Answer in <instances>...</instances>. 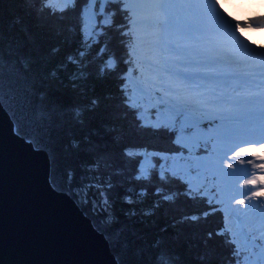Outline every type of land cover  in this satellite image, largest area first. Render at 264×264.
<instances>
[{
  "label": "trees",
  "instance_id": "trees-1",
  "mask_svg": "<svg viewBox=\"0 0 264 264\" xmlns=\"http://www.w3.org/2000/svg\"><path fill=\"white\" fill-rule=\"evenodd\" d=\"M123 5L0 0V101L47 151L54 187L93 203L120 264H243L218 204L162 158L189 152L181 115L156 124L161 103L133 97L140 73Z\"/></svg>",
  "mask_w": 264,
  "mask_h": 264
},
{
  "label": "rangeland",
  "instance_id": "rangeland-1",
  "mask_svg": "<svg viewBox=\"0 0 264 264\" xmlns=\"http://www.w3.org/2000/svg\"><path fill=\"white\" fill-rule=\"evenodd\" d=\"M51 1L54 4L58 2L56 5H61L71 0H49V2ZM153 1L157 4L160 3V0ZM140 4L143 6L144 2L127 0L126 4L132 9L136 17L133 26L136 34L135 54L136 59H139L138 68L141 70L140 79L138 77V81L132 83L133 97L138 100L143 97L146 98L148 94L153 92H159L158 99L162 100L164 107L156 112L153 119L156 124L174 126L176 115L185 104L196 102V106L200 109L197 111L187 109L190 112H187V118L184 119L185 127L190 129V134L185 137L183 135L181 143L189 152L186 155L169 157L163 155L162 158L166 159L168 165L173 166V169L179 170V172L182 171L186 174L190 170L193 171L191 176L187 178L191 185L198 190L200 189L209 199L218 204L224 214V225L238 250H244V246H246L243 234H249L254 240L258 239L259 242H262L259 248L253 250L248 262L250 264H264V193H262L264 190V163L258 158V154L264 153V124L258 121L260 119L258 115L252 114V108L249 106L240 107L236 111L223 107L219 110H212L203 102L204 97L201 101L191 93L176 91L178 86L174 81L177 78L184 79L187 85L193 88L198 86L199 82L191 76V73L195 71H186L177 66L169 67L166 60L173 61L172 56L169 57L170 53L158 54L154 49L150 50L151 53L159 56L158 63H154L151 58L146 56L141 44L150 40L151 36L145 29V24L149 25V30H153V23L145 19L144 14L140 15L138 11L143 10ZM136 5H140V7ZM146 16L150 19H157L158 24L162 19L156 10L146 13ZM88 18L90 20L95 19V13L91 10L88 11ZM164 29L166 28L164 27ZM157 31L159 34V29ZM169 31L172 42L175 41V34H179L181 37L186 32L183 29ZM244 34L246 38V33ZM225 40L229 42L228 39ZM155 41V39H151L152 43ZM231 42L237 43L238 47L244 49L240 42L234 40ZM168 45L171 46V43L169 42ZM173 59L176 58L173 57ZM252 59L256 61L253 56ZM145 80L147 82H144ZM181 84L184 82L182 81ZM160 86L163 88L161 89ZM204 87H200L201 91H204ZM210 91L215 92V90ZM217 93L220 97L208 98L207 101L211 105L216 103L217 106H224L221 103L225 98L223 93ZM168 98H173V101L169 102ZM180 102H182V107L176 108ZM200 104L203 107H200ZM203 118L212 121L211 127L192 126ZM208 132H212L215 141L213 144L204 146L209 147V153L203 152L198 155L196 151L202 144L206 143L209 136ZM255 151H257L254 154L255 159L251 161V155ZM249 263L243 261V264Z\"/></svg>",
  "mask_w": 264,
  "mask_h": 264
},
{
  "label": "water",
  "instance_id": "water-1",
  "mask_svg": "<svg viewBox=\"0 0 264 264\" xmlns=\"http://www.w3.org/2000/svg\"><path fill=\"white\" fill-rule=\"evenodd\" d=\"M50 176L47 151L16 131L0 101V264H120L93 203Z\"/></svg>",
  "mask_w": 264,
  "mask_h": 264
},
{
  "label": "bare ground",
  "instance_id": "bare-ground-1",
  "mask_svg": "<svg viewBox=\"0 0 264 264\" xmlns=\"http://www.w3.org/2000/svg\"><path fill=\"white\" fill-rule=\"evenodd\" d=\"M177 1L180 0H163L162 3L156 4L153 0H139V3L144 2V5L142 6L140 4L143 10H140L138 12H140V15L144 14V18L153 23V30H149V25L145 24V29H147L148 34L151 36V39L156 40L155 43L150 42L148 45L151 46L158 54L172 53L167 49H172V47L168 45V36L170 35L169 30L177 28L186 29L187 31L195 33L196 40H192L193 42L206 41L209 38L224 40L222 38L226 37H231L235 41H240L244 47L248 48L247 52H241L243 57V64H245L246 62L249 63L246 58L247 55H252L256 58L263 57L264 40H259L257 39V37H259L261 34H264V31L254 32L253 29L257 27L264 28V23L262 22L264 19L258 18L259 14L264 13V0H238V2L234 4L230 3V5L233 7V21L225 18L222 13L219 12L214 6L212 0H190L189 2L191 3V5L182 3L178 7H176L175 3ZM193 3L201 7L200 10L204 9L206 11H209L210 13L218 11L224 17V19L218 20L215 17L214 19L210 18L209 20H206L203 18L200 20V22H202L200 25H197L194 22L186 21V18L192 15L193 10L191 9V7H194ZM140 5L136 6L140 7ZM152 10H156L160 13L162 17V19L159 21L160 24H158L157 19H150L146 16V13H149ZM215 22H219V24H214ZM234 25L239 28L241 34L240 32L236 34L237 32L233 30ZM231 26H233V28H231ZM164 27L166 29H164ZM157 29H159L160 31L159 34ZM244 33H246L245 39H243L242 37V34ZM177 35L178 34H175V36ZM154 36L156 38H153ZM186 37L187 36H185V38ZM180 39H175V42L180 41ZM171 44L177 45L174 43ZM144 47L149 49L147 45H145ZM225 49H228V45L226 43H222V47L219 48L217 46H214V50H211L210 52H208L207 49L205 50L206 52L204 50H199L196 55L194 53V56H196L195 59L201 61L197 64L196 61H194L195 63L188 61V58L186 57V53L188 52L187 49L178 48L174 55H182L183 62L174 63L168 60L167 61L169 67H174L175 65H177L178 67H182V69L193 67L196 68V70L199 72L194 75V79L196 81H200L207 86H210L211 84L214 85L215 91H218V88H222L224 91H226L227 97L222 100L221 103H223L224 107L230 108V110L237 109L241 106V104L243 105V107H246L248 103L242 102V99H247L248 95L252 94L253 92L261 94L264 97V75L261 73L264 72V61H260L254 64L253 62H250L252 67L248 68L247 70L242 69L240 66H242L243 64H240V62L237 60L231 61V63L226 66L221 61L215 60L216 58L225 59L224 56H227L226 54H224ZM212 51H214L213 54H211ZM237 52H240V50H237ZM146 56L148 58H151L155 63L159 62L158 55L149 52L146 53ZM224 68H232V70L225 71ZM214 71L220 72L222 75L216 76L215 79H213L214 77L211 76H205V73ZM240 71H243V73L247 74L248 77H243L244 75L240 73L237 74ZM198 74H200L201 76H199ZM245 80H247L248 84L244 82ZM182 81L184 82V84H181ZM174 82L182 86L184 92L186 91V93H189L190 91L195 95H198L200 93V89H193L188 87L186 81L182 78H177ZM256 89L257 91H255ZM202 95L204 97V103L210 107V103L209 101H207V99L213 98L215 96H212L210 94H208L207 96L206 94ZM212 106L216 108L219 107L216 103H213ZM249 106L253 108L254 112L258 113V116L260 117L258 121L264 124V104H254L251 102ZM256 152L257 151H255L251 155V161H254V154H256ZM258 156L260 161L264 163V153L261 155L258 154ZM262 193H264V190L262 191Z\"/></svg>",
  "mask_w": 264,
  "mask_h": 264
},
{
  "label": "snow or ice",
  "instance_id": "snow-or-ice-1",
  "mask_svg": "<svg viewBox=\"0 0 264 264\" xmlns=\"http://www.w3.org/2000/svg\"><path fill=\"white\" fill-rule=\"evenodd\" d=\"M212 14H213V15L216 17V19H218V20H223V19H224V17H223L218 11H214ZM258 18H259V19H264V13L259 14ZM253 31H254V32L264 31V28L257 27V28H254Z\"/></svg>",
  "mask_w": 264,
  "mask_h": 264
},
{
  "label": "clouds",
  "instance_id": "clouds-1",
  "mask_svg": "<svg viewBox=\"0 0 264 264\" xmlns=\"http://www.w3.org/2000/svg\"><path fill=\"white\" fill-rule=\"evenodd\" d=\"M233 3L238 2V0H232ZM226 10H228L227 6H225ZM262 10V9H261ZM259 40H264V34H261L259 37H257Z\"/></svg>",
  "mask_w": 264,
  "mask_h": 264
}]
</instances>
